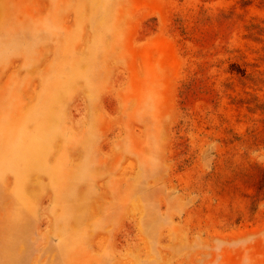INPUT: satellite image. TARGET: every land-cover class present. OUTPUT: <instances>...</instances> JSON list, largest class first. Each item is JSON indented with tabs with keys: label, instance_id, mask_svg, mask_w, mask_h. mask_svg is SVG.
I'll list each match as a JSON object with an SVG mask.
<instances>
[{
	"label": "rangeland",
	"instance_id": "1",
	"mask_svg": "<svg viewBox=\"0 0 264 264\" xmlns=\"http://www.w3.org/2000/svg\"><path fill=\"white\" fill-rule=\"evenodd\" d=\"M0 264H264V0H0Z\"/></svg>",
	"mask_w": 264,
	"mask_h": 264
}]
</instances>
